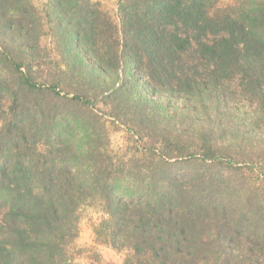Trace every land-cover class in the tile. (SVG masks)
<instances>
[{"label": "trees", "instance_id": "obj_1", "mask_svg": "<svg viewBox=\"0 0 264 264\" xmlns=\"http://www.w3.org/2000/svg\"><path fill=\"white\" fill-rule=\"evenodd\" d=\"M116 5L0 0V264H264V0Z\"/></svg>", "mask_w": 264, "mask_h": 264}, {"label": "rangeland", "instance_id": "obj_2", "mask_svg": "<svg viewBox=\"0 0 264 264\" xmlns=\"http://www.w3.org/2000/svg\"><path fill=\"white\" fill-rule=\"evenodd\" d=\"M102 3L104 9L112 18L115 17L117 0H97ZM32 4L41 9L46 0H31ZM48 43V44H47ZM43 44L50 46L48 39H43ZM108 137L109 145L112 151H124L126 149L125 132L119 125L109 122ZM242 131L231 132L232 143L234 146H239L237 134ZM228 139V137H225ZM230 142V140H226ZM240 144H245L240 142ZM250 147V146H249ZM235 148V147H234ZM104 219V215L97 207L83 206L78 212V236L73 244L72 256L74 264H122L126 252H116L109 247L101 246L95 242L93 228Z\"/></svg>", "mask_w": 264, "mask_h": 264}]
</instances>
